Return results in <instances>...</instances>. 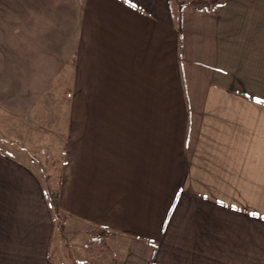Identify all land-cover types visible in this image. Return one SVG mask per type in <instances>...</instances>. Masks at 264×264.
<instances>
[{
  "label": "crops",
  "instance_id": "obj_1",
  "mask_svg": "<svg viewBox=\"0 0 264 264\" xmlns=\"http://www.w3.org/2000/svg\"><path fill=\"white\" fill-rule=\"evenodd\" d=\"M189 1L0 0V264H264V0Z\"/></svg>",
  "mask_w": 264,
  "mask_h": 264
},
{
  "label": "trees",
  "instance_id": "obj_2",
  "mask_svg": "<svg viewBox=\"0 0 264 264\" xmlns=\"http://www.w3.org/2000/svg\"><path fill=\"white\" fill-rule=\"evenodd\" d=\"M219 0H190L188 2V8L196 13L199 12H216L217 8L219 7ZM183 10V4L180 2V11ZM49 201L51 205V209L56 217H60L59 210H58V201L57 196L49 192ZM87 251L90 254H99L102 252H107L109 254L112 253L111 249L106 243V235L102 234L99 238H92L89 235V238L86 243ZM72 264H95L94 262L90 260L82 261V262H76L73 261ZM114 264V261L111 263Z\"/></svg>",
  "mask_w": 264,
  "mask_h": 264
},
{
  "label": "rangeland",
  "instance_id": "obj_3",
  "mask_svg": "<svg viewBox=\"0 0 264 264\" xmlns=\"http://www.w3.org/2000/svg\"><path fill=\"white\" fill-rule=\"evenodd\" d=\"M183 2H186V0H182ZM82 112L83 110H80V113H81V116H82ZM69 115H70V109H60L59 108V123L61 122V120H65L67 119V117L69 118ZM68 120V119H67ZM8 123L7 120H1V124H0V131L3 133V132H6V124ZM61 129V128H60ZM66 165V164H65ZM67 174L69 173V176H70V171H68V169L66 170ZM70 181V179H68ZM58 219V217H57ZM58 225H56V228H55V234H54V238L58 237L61 233V231L63 230V226H62V223L59 219V221L57 220L56 222ZM80 223L78 221H71L69 226H68V231H75V234L72 235V238H74L75 240V246L74 247H81L80 245V239H81V231L80 230ZM89 235L92 237V238H99L100 236L96 233V231H91V233L89 232ZM89 238V236H88ZM71 248V245L69 244V250H72L70 249ZM86 251H87V248L85 247ZM88 252V251H87ZM89 253V252H88Z\"/></svg>",
  "mask_w": 264,
  "mask_h": 264
}]
</instances>
